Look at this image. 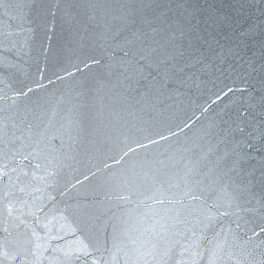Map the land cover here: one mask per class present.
I'll return each instance as SVG.
<instances>
[{
    "label": "water",
    "instance_id": "water-1",
    "mask_svg": "<svg viewBox=\"0 0 264 264\" xmlns=\"http://www.w3.org/2000/svg\"><path fill=\"white\" fill-rule=\"evenodd\" d=\"M0 26L15 140L0 195L16 192L0 244L24 264H237L264 249V0H0ZM189 172L198 199L172 188L190 211L165 214L149 197Z\"/></svg>",
    "mask_w": 264,
    "mask_h": 264
},
{
    "label": "snow or ice",
    "instance_id": "snow-or-ice-1",
    "mask_svg": "<svg viewBox=\"0 0 264 264\" xmlns=\"http://www.w3.org/2000/svg\"><path fill=\"white\" fill-rule=\"evenodd\" d=\"M10 33L5 32L3 30V27L0 26V41H2L3 38L7 37ZM3 49H0L2 51ZM127 55V53H126ZM12 65L5 64L4 61L0 60V75L5 73ZM28 91H32L31 88L28 89ZM231 91V89H229ZM0 111H3V109H0ZM14 126V125H13ZM9 128L10 126L7 123L0 122V144L3 145L2 148H0V160L4 159L7 157L9 152L13 151V148H15V140H9L7 143L5 142V138L9 136ZM241 134L243 133V128L237 129ZM229 135H232V130L227 129ZM13 136H15V133H12ZM16 139H19L17 137ZM161 139H165V137H161ZM9 144L12 145V148H9ZM128 151H134L133 149H129ZM15 154V153H13ZM127 152H125V156H127ZM25 161H29V166H30V160L28 156L24 157ZM240 164V161H234L233 162V170L235 169V166ZM35 168L39 169L40 165L37 164L35 165ZM8 164L5 163L3 165V168L0 169V181L4 179H11L9 176L8 172ZM13 172L16 171L15 168L12 169ZM31 173L28 170L23 171V176L28 177ZM33 178H35L33 174ZM19 180L20 177H17ZM199 181L195 179V176L192 175L191 172L184 176H179L178 177V182L175 184H169L168 188H165L163 184H161L160 188L156 189V193L152 196L149 197V199L153 200L155 204H158L161 206L165 214L167 212L172 211L173 209L167 208V205H174V204H181L182 205V210L184 212H189L190 211V205L184 204L183 199L178 200L177 199V193L172 192V188H176L179 192H182L183 198L186 199L187 197L191 196L193 200L198 199V196L196 195V189L198 188ZM127 186V185H126ZM15 188L16 185H13ZM26 189V185L24 187H20L18 189L19 192L23 193ZM134 192L129 193V195H134ZM16 196V192L14 191H4L2 195H0V205L3 206V212H6L8 216H11L14 208H13V197ZM120 199L127 200L128 197L124 195H120ZM151 207V205H149ZM181 215V210H176V217H179ZM38 219V218H37ZM23 223V221H21ZM2 231L4 233H8V228H3ZM255 236L260 237L261 241L264 242V227H261L259 231H254L253 233ZM32 237L36 236V232L33 231L31 233ZM37 239H39L37 237ZM33 241L31 240V237L29 238V243H32ZM10 242L7 240L5 237V240L3 244H0V264H5V261L11 260L13 262L19 261L20 264H24V260L26 259L25 256L22 255L21 251H10ZM12 247H22V244L20 242H17L16 245H12ZM41 245L36 244L35 249L31 251V256L34 258H37V251ZM223 247V246H222ZM257 248H259V245L256 246V248L252 249H242L241 250V257L242 260L238 261L237 264H243L244 261L247 262V264H264V249H260L257 251ZM47 250V249H45ZM84 256H89L91 253L87 252L86 250L83 252ZM66 258L70 259L71 256L69 254H65ZM79 258V257H77Z\"/></svg>",
    "mask_w": 264,
    "mask_h": 264
}]
</instances>
